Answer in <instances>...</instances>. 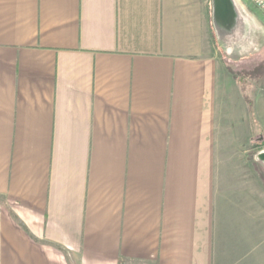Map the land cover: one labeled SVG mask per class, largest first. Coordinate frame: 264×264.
I'll use <instances>...</instances> for the list:
<instances>
[{
	"label": "crops",
	"instance_id": "0c3cea01",
	"mask_svg": "<svg viewBox=\"0 0 264 264\" xmlns=\"http://www.w3.org/2000/svg\"><path fill=\"white\" fill-rule=\"evenodd\" d=\"M253 6L0 0V264H264Z\"/></svg>",
	"mask_w": 264,
	"mask_h": 264
},
{
	"label": "rangeland",
	"instance_id": "374dc122",
	"mask_svg": "<svg viewBox=\"0 0 264 264\" xmlns=\"http://www.w3.org/2000/svg\"><path fill=\"white\" fill-rule=\"evenodd\" d=\"M253 8L258 14L260 13L258 16L256 15V17H258L256 24L261 30L259 33V40H257L256 61H254L253 64L256 63L257 65H260L255 69L246 67V71L244 70L246 74L244 88L246 91L247 102L253 115L251 117L253 120L252 123H254L255 130L260 129L258 132L260 136L254 140L251 146L252 153H249L248 155H251L252 157L253 154H256V157H258L259 154L261 156L262 164H260V171L264 182V13L254 6ZM249 65H251V63H247L244 66ZM230 71L233 75H238V72L242 74L241 67L237 65L232 64Z\"/></svg>",
	"mask_w": 264,
	"mask_h": 264
},
{
	"label": "built area",
	"instance_id": "2783aa9c",
	"mask_svg": "<svg viewBox=\"0 0 264 264\" xmlns=\"http://www.w3.org/2000/svg\"><path fill=\"white\" fill-rule=\"evenodd\" d=\"M250 2L261 12L264 13V0H250Z\"/></svg>",
	"mask_w": 264,
	"mask_h": 264
}]
</instances>
